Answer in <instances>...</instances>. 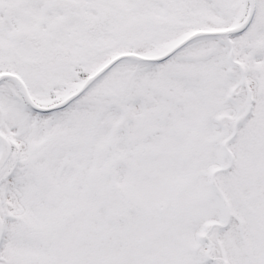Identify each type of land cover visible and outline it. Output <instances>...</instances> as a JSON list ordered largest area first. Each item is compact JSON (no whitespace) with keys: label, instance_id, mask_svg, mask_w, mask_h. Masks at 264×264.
Instances as JSON below:
<instances>
[{"label":"snow or ice","instance_id":"1","mask_svg":"<svg viewBox=\"0 0 264 264\" xmlns=\"http://www.w3.org/2000/svg\"><path fill=\"white\" fill-rule=\"evenodd\" d=\"M0 264H264V0H0Z\"/></svg>","mask_w":264,"mask_h":264}]
</instances>
